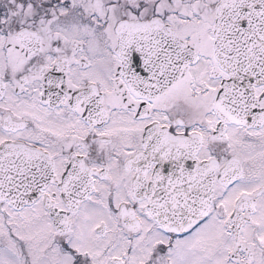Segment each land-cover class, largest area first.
Returning <instances> with one entry per match:
<instances>
[{
    "label": "snow or ice",
    "instance_id": "1",
    "mask_svg": "<svg viewBox=\"0 0 264 264\" xmlns=\"http://www.w3.org/2000/svg\"><path fill=\"white\" fill-rule=\"evenodd\" d=\"M0 264H264V0H0Z\"/></svg>",
    "mask_w": 264,
    "mask_h": 264
}]
</instances>
